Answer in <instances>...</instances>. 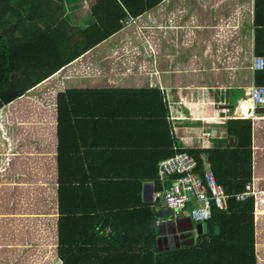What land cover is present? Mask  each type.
I'll use <instances>...</instances> for the list:
<instances>
[{
    "label": "crops",
    "instance_id": "0c3cea01",
    "mask_svg": "<svg viewBox=\"0 0 264 264\" xmlns=\"http://www.w3.org/2000/svg\"><path fill=\"white\" fill-rule=\"evenodd\" d=\"M97 1L50 0V16L70 35L99 23ZM116 20L108 37L0 107V264H62L70 246H107L120 228L145 245L189 227L186 212L164 226L167 210L143 196L145 184L146 197L148 183L169 184L157 178L158 160L175 144L208 156L230 189L249 183L255 192L240 211H224L218 233L208 221L201 234L213 236L196 245L193 231L192 250L159 264H264V106L246 109L251 87L264 86V67L253 68L264 59V0H161ZM42 52L31 51V66L20 57L22 82L46 71ZM104 119L124 137L97 140L92 125Z\"/></svg>",
    "mask_w": 264,
    "mask_h": 264
},
{
    "label": "trees",
    "instance_id": "16d2710c",
    "mask_svg": "<svg viewBox=\"0 0 264 264\" xmlns=\"http://www.w3.org/2000/svg\"><path fill=\"white\" fill-rule=\"evenodd\" d=\"M161 0H98L93 6L94 13H100L102 19L95 22L88 28L71 30L66 34L65 26L54 21L51 15L57 9L51 11L50 0H0V107L20 96L25 90L31 88L46 76L52 74L64 64L70 62L101 40L108 37L117 30L121 24L116 20L112 23L114 15L120 16L128 14L138 15L143 10L154 6ZM114 4L116 6H114ZM116 11V12H113ZM117 13V14H116ZM50 16V17H49ZM112 25L110 26L109 24ZM39 24H42L41 28ZM107 24L106 29L103 27ZM65 28V29H64ZM65 31H64V30ZM41 38L38 42L37 39ZM51 40H48V39ZM69 43L68 50L65 51V44ZM32 47L30 48L31 44ZM43 49V65L46 71L38 78L22 82L25 77L20 72H25L28 68L20 64V57H25L28 65L31 66V51L37 45ZM72 48L73 50H71ZM29 66V67H30ZM251 197L246 200L236 202L229 208L230 211H240L244 206L252 203ZM167 213V212H166ZM224 211L217 212L210 221L212 225L219 223V219ZM210 224V223H209ZM106 223L102 224L105 229ZM112 230V229H111ZM111 235L105 236L108 241L107 246H86L79 247L72 245L61 253L62 264H70L71 259H83L90 256L102 258L130 257L145 259L147 257L162 258L174 256L176 254L192 250L196 245L208 240L210 233L201 234L198 242L194 246H171L169 249H159L155 242L145 245H136L128 242L124 237V228L112 230ZM115 233V235H114ZM119 238L117 243L113 240Z\"/></svg>",
    "mask_w": 264,
    "mask_h": 264
},
{
    "label": "built area",
    "instance_id": "2783aa9c",
    "mask_svg": "<svg viewBox=\"0 0 264 264\" xmlns=\"http://www.w3.org/2000/svg\"><path fill=\"white\" fill-rule=\"evenodd\" d=\"M125 22H133L127 17ZM253 64L263 67L264 59L254 57ZM264 106V86L251 87L246 109L250 112ZM187 146L175 144L172 151L158 160V179L167 178L169 184L152 192V201L167 207L172 216L187 213L194 221L207 222L220 211L254 195L249 183L239 190L230 189L219 179L210 158L198 157Z\"/></svg>",
    "mask_w": 264,
    "mask_h": 264
},
{
    "label": "water",
    "instance_id": "95a60500",
    "mask_svg": "<svg viewBox=\"0 0 264 264\" xmlns=\"http://www.w3.org/2000/svg\"><path fill=\"white\" fill-rule=\"evenodd\" d=\"M147 186H149L150 195L146 197V184H145L144 185V188L145 189L143 191V196H144V199L145 200L146 199L150 200L152 187H151V184L150 183H148ZM179 220H180V218L179 219H174V220L168 219V221H163V225L165 226V225L168 224V222H170L174 226V225H177V223H178ZM187 220L189 222V227L183 228V229H177L176 228L177 230L173 229V231H170V230H168L166 228V233L168 235L163 234V237H161V236L157 237L156 243L157 244H160L161 241L162 242H166V241L168 242V240L170 239L169 235H172L173 238L175 239V245L176 246H178L179 244H181V245L184 244V242L179 243V240H181L183 238H189V241L186 242V244H190V243H192V240H193V238L191 237L192 234H193V231H195L196 234H201L202 232H206V230H207V223L206 222H192V220H191L190 217H187ZM214 230H215L216 233H218V230H219L218 225H215L214 226ZM175 231H177L178 234L175 233ZM166 247H169L168 243H167ZM159 249H161V247H159Z\"/></svg>",
    "mask_w": 264,
    "mask_h": 264
},
{
    "label": "rangeland",
    "instance_id": "374dc122",
    "mask_svg": "<svg viewBox=\"0 0 264 264\" xmlns=\"http://www.w3.org/2000/svg\"><path fill=\"white\" fill-rule=\"evenodd\" d=\"M124 100H122V104H124ZM112 103L113 101H109L107 104L108 106L106 107V109H109V108H112ZM237 105V104H236ZM239 105V104H238ZM249 109H247L248 111ZM255 110V109H254ZM252 110L250 113H253ZM231 111H229V113H231ZM95 124V123H94ZM139 126H142L141 124ZM96 127L97 128V132L94 133L95 136H96V139L97 140H101L103 142H105L106 138L112 136V137H116V138H121V137H124L123 136V131L118 127V128H115V127H111V122H108V120L104 119V120H101V121H97L95 125H92V128ZM137 128V124L135 125V127L133 128V130H136ZM137 138V137H136ZM141 185V183H140ZM139 229V228H138ZM136 232V230H135ZM194 234V232H193ZM133 235V234H132ZM135 237L138 239V236H137V233H135ZM133 241V240H132ZM197 242V241H196ZM134 243V242H133ZM148 258V257H147ZM151 260H149L150 263H153V264H159V258H151L149 257ZM143 261L146 262V258L145 259H142ZM58 262V261H57ZM148 262V260H147ZM59 263V262H58Z\"/></svg>",
    "mask_w": 264,
    "mask_h": 264
},
{
    "label": "clouds",
    "instance_id": "9594fccd",
    "mask_svg": "<svg viewBox=\"0 0 264 264\" xmlns=\"http://www.w3.org/2000/svg\"><path fill=\"white\" fill-rule=\"evenodd\" d=\"M263 67H264V64H263ZM263 67H261V68H263ZM253 68H257V67H255L254 66V64H253ZM261 68H258V69H261ZM261 107V106H260ZM236 112H239L238 110L236 111ZM242 114V111H240L239 113H238V116H240ZM172 151V150H171ZM206 157H208V156H206ZM209 158V157H208ZM156 189V188H155ZM155 189H153L152 191H151V198H150V203L152 204V205H157L156 203H154L153 201H152V192L155 190ZM163 208L164 209H166L167 210V213H168V216H169V218L168 219H170V220H174V219H178V218H181V216L182 215H180V216H177V217H174V216H172V213L170 212V210L167 208V207H165V206H163ZM169 211V212H168ZM188 217H190L189 215H188ZM191 218V217H190ZM214 218V217H213ZM167 219V220H168ZM191 220L192 221H194L192 218H191ZM209 221H211V220H209ZM194 222H200V221H194ZM201 222H204V221H201ZM208 222V221H207ZM206 222V223H207ZM106 223V226H105V229H109L110 228V224H109V222L107 221V222H105ZM173 231V230H172ZM176 233H177V231H175ZM125 234L123 235L124 237H126V232H124ZM163 234H165V235H168L167 233H166V230L165 231H163V233L161 232V235H163ZM192 236H194V234H192ZM191 236V237H192ZM162 237V236H161ZM193 238V240H192V242H194V240L196 239H194V237H192ZM199 240V239H198ZM168 243V242H167ZM180 243V242H179ZM157 244V243H156ZM191 244V243H190ZM190 244H188V245H186V246H189ZM157 246H158V244H157ZM179 247V246H178Z\"/></svg>",
    "mask_w": 264,
    "mask_h": 264
},
{
    "label": "flooded vegetation",
    "instance_id": "af4514ba",
    "mask_svg": "<svg viewBox=\"0 0 264 264\" xmlns=\"http://www.w3.org/2000/svg\"><path fill=\"white\" fill-rule=\"evenodd\" d=\"M171 230H172V228H170ZM176 233V232H175ZM178 234V233H177ZM163 237V236H162ZM169 237H170V239L168 240V245H169V247H171V246H176L175 245V239L173 238V236L172 235H169ZM195 239V238H194ZM189 241V238H183V239H181V240H179V242L180 243H182V242H184V243H186V242H188ZM167 242V241H166ZM166 242H162L161 241V243L160 244H158V247H164V246H166L167 245V243ZM181 245V244H180ZM184 246H186V245H184ZM161 247V248H162ZM169 247L167 248V249H169Z\"/></svg>",
    "mask_w": 264,
    "mask_h": 264
}]
</instances>
